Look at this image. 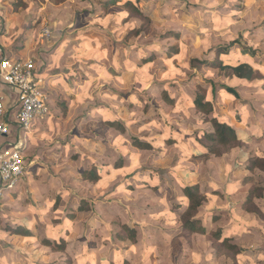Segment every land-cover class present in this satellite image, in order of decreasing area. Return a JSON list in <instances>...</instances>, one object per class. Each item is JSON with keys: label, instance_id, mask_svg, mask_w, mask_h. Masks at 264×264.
Returning <instances> with one entry per match:
<instances>
[{"label": "rangeland", "instance_id": "374dc122", "mask_svg": "<svg viewBox=\"0 0 264 264\" xmlns=\"http://www.w3.org/2000/svg\"><path fill=\"white\" fill-rule=\"evenodd\" d=\"M14 1L32 58L61 71L63 88L49 93L51 119L33 125L24 173L0 196V264H264V170H244L264 163V0ZM220 46L258 78L202 64ZM198 94L221 107L241 146L203 155L195 141L214 129ZM188 183L205 196L207 235H172ZM253 190L261 214L242 208ZM19 224L34 235L7 231ZM218 228L240 254L214 240Z\"/></svg>", "mask_w": 264, "mask_h": 264}, {"label": "trees", "instance_id": "16d2710c", "mask_svg": "<svg viewBox=\"0 0 264 264\" xmlns=\"http://www.w3.org/2000/svg\"><path fill=\"white\" fill-rule=\"evenodd\" d=\"M114 2H116V0L112 1V3ZM13 3H15V1H13ZM124 6L129 9H136V13L138 15L141 14L140 10L138 9L137 3L127 1L125 2ZM215 53V60L202 62V64L218 69H231L232 73L237 78L243 81H252L258 78V72L252 62L244 61L241 59L236 60L235 54L222 46H220ZM248 53H252L254 55L255 50L250 47L243 48L242 54L246 55ZM228 61H231V63H228ZM225 89L231 90V88ZM194 104L196 105L197 109H201L203 112L210 114L211 118H209L208 122L212 124L214 129L212 133L202 132L203 136H206L208 139L207 144H200V142L195 141L197 145H199V150L203 153V155H205L206 157L209 155L221 157L222 155L229 153L232 149L241 146L242 140L239 138L237 130L227 119L222 116L221 107L218 106L215 100L211 99L207 94H198L197 98L194 101ZM108 122V125L111 126V124L115 123V120H108ZM138 146L141 149L153 148L152 143L141 139L138 142ZM255 168L264 170V163L260 162L258 159L251 161L249 160V166H246L244 170ZM95 171L96 172L91 173L94 175V178L97 179L101 175L96 169ZM83 174L86 175L87 171L84 170ZM262 188L264 189V187ZM123 189L124 188L121 187L119 191ZM183 190L188 199L187 208L178 212V214L181 216L180 218L182 221V227L176 230H172V235H177L183 230L190 233H201L207 235L208 230L202 224L201 219L198 217L199 210L205 201V196L202 194L198 184H184ZM254 197H256V195L255 191L253 190L247 196L246 200L242 202V208L247 212L253 214H261L262 212L254 204ZM126 229V231H129L130 234L129 239L134 241L136 238V228L132 225H127ZM7 231H10L13 235H34L33 230L29 226H24L22 224H19L17 226H8ZM229 232L230 230L228 228H218V230L213 232L212 235L214 237V240L219 242L220 247L234 250V253L240 254L242 250L236 244H231V238L228 236ZM64 243L65 240L64 238H62V244L59 250L64 249ZM44 245L50 247L53 246L52 241L49 238H44ZM116 261H120V258H118ZM107 264H115V261L107 262Z\"/></svg>", "mask_w": 264, "mask_h": 264}, {"label": "built area", "instance_id": "2783aa9c", "mask_svg": "<svg viewBox=\"0 0 264 264\" xmlns=\"http://www.w3.org/2000/svg\"><path fill=\"white\" fill-rule=\"evenodd\" d=\"M45 35L50 37L48 28ZM0 86L17 92V100L11 109L0 92V138L7 140L0 145V196L12 189L21 179L24 149L27 147L33 125L50 113V96L46 77L41 66L33 58H0ZM12 136L15 140L9 139Z\"/></svg>", "mask_w": 264, "mask_h": 264}, {"label": "crops", "instance_id": "0c3cea01", "mask_svg": "<svg viewBox=\"0 0 264 264\" xmlns=\"http://www.w3.org/2000/svg\"><path fill=\"white\" fill-rule=\"evenodd\" d=\"M13 1L0 0V58L2 55H8L15 58H32L34 57L32 52L33 46L29 47L27 45L28 38L25 33L23 35L21 33L22 26L15 19L17 13L13 12ZM14 31H16V33H14ZM41 67L42 72L46 77L47 88L51 98L55 97L57 94V99L60 98L58 89H62L63 87L59 85L61 79H58V77H60L61 71L60 73L53 72L50 66H46V64ZM0 92L5 96L6 105L11 109L17 100V92L6 86H0ZM48 116L49 117L46 118V121L51 119L50 114ZM37 129L38 128H36L35 131ZM9 139L14 140L13 138ZM7 140L5 138H0V145L2 146L4 142L6 144Z\"/></svg>", "mask_w": 264, "mask_h": 264}]
</instances>
